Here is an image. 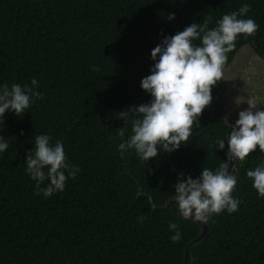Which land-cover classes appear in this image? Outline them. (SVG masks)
Wrapping results in <instances>:
<instances>
[{"label":"trees","instance_id":"16d2710c","mask_svg":"<svg viewBox=\"0 0 264 264\" xmlns=\"http://www.w3.org/2000/svg\"><path fill=\"white\" fill-rule=\"evenodd\" d=\"M245 4L251 10L244 18L258 30L237 37L223 69L245 45L264 60V0H0V86H31L35 78L44 97L20 116L0 117L9 143L0 153V264H184L185 248L191 264H264V197L246 177L264 161L258 146L231 170L238 211L213 215L202 238L175 201L165 205L181 173L196 179L226 161L231 126L213 114L221 80L179 149H161L147 162L134 150L123 159L118 151L132 134L119 113L152 99L140 87L156 62L152 50L205 17L215 27ZM41 134L62 141L67 161L79 168L47 199L25 171ZM217 139H225L223 150ZM169 222L179 226L178 243L169 239Z\"/></svg>","mask_w":264,"mask_h":264},{"label":"clouds","instance_id":"9594fccd","mask_svg":"<svg viewBox=\"0 0 264 264\" xmlns=\"http://www.w3.org/2000/svg\"><path fill=\"white\" fill-rule=\"evenodd\" d=\"M250 10L251 6L245 4L238 11L223 15L212 28H209L212 18L205 17L202 23H192L183 31L165 37L152 50L151 58L156 62L151 74L140 84L150 94V103L134 106L118 116L125 126L131 122L132 133L118 147L121 159L126 151L134 150L141 161L147 162L157 157L161 149L171 153L187 143L193 126H199L198 117L211 102L212 86L222 79L227 54L234 50L237 37L247 39L258 30L253 19L244 18ZM168 19L174 20L175 14H170ZM196 40H200L199 45L194 43ZM99 70L92 67L94 72ZM37 84L33 78L31 86L15 83L11 87L7 83L0 86V117L6 111L20 116L35 100L43 99V94L36 90ZM247 104L249 108L240 111L235 125L231 126L226 161L215 171L203 168L196 179L184 178L182 173L178 177L172 199L184 219L207 225L213 215L238 211L240 201L232 196L237 181L228 172V161H245L257 146L264 154V111H253L254 99ZM126 130V127L116 130L117 138L123 137ZM51 139L44 134L35 136L34 148L27 153L25 161L26 173L36 182L35 194H42L45 199L64 191L67 180L79 172L78 167L67 161L62 141L52 144ZM215 145L223 150L225 139H217ZM8 147V141L0 136V153ZM246 177L252 181L258 197H264V161L254 170H248ZM45 180L48 184L41 188ZM138 219L143 222L144 217ZM168 230L174 233L169 239L178 243L182 238L178 224L169 222Z\"/></svg>","mask_w":264,"mask_h":264},{"label":"rangeland","instance_id":"374dc122","mask_svg":"<svg viewBox=\"0 0 264 264\" xmlns=\"http://www.w3.org/2000/svg\"><path fill=\"white\" fill-rule=\"evenodd\" d=\"M222 97L213 103V114L235 123L238 113L255 100L254 110L264 111V60L245 45L223 69Z\"/></svg>","mask_w":264,"mask_h":264},{"label":"water","instance_id":"95a60500","mask_svg":"<svg viewBox=\"0 0 264 264\" xmlns=\"http://www.w3.org/2000/svg\"><path fill=\"white\" fill-rule=\"evenodd\" d=\"M253 111H255L254 109H253ZM212 112V107L210 106V113ZM221 119L225 122V123H227L228 125H230V126H233V125H235V123H230L229 121H227L226 119H225V117H221ZM228 164H229V167H228V172H229V174H231V170L234 168V165H235V160H232V161H228ZM170 200H173V199H169V200H167L166 202H165V205L170 201ZM174 201V200H173ZM164 205V206H165ZM191 219V218H190ZM193 220V219H192ZM198 226H199V234H198V236L196 237V239H200V238H202L206 233H207V231H208V227H207V225H201L199 222H195ZM186 258H187V251H186V248H185V254H184V264H191V263H189V262H186Z\"/></svg>","mask_w":264,"mask_h":264}]
</instances>
